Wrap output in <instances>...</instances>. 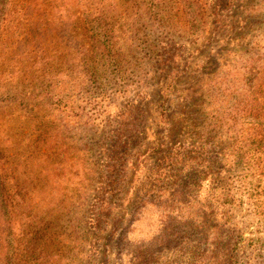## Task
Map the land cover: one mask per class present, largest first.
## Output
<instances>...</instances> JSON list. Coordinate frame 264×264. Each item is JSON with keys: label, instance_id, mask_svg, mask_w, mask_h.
<instances>
[{"label": "rangeland", "instance_id": "rangeland-1", "mask_svg": "<svg viewBox=\"0 0 264 264\" xmlns=\"http://www.w3.org/2000/svg\"><path fill=\"white\" fill-rule=\"evenodd\" d=\"M9 1L0 264H264V162L231 124L260 127L236 105L264 92V0Z\"/></svg>", "mask_w": 264, "mask_h": 264}, {"label": "trees", "instance_id": "trees-1", "mask_svg": "<svg viewBox=\"0 0 264 264\" xmlns=\"http://www.w3.org/2000/svg\"><path fill=\"white\" fill-rule=\"evenodd\" d=\"M9 2H10L9 0H0V22L8 10ZM185 2H187V1H185ZM181 5L182 6L184 5V0H182ZM186 10L188 11L189 8H187ZM198 12H199V10H198ZM260 58H262V60L264 61V53L262 54V56H260ZM260 82H261L260 87H264V72L262 73V75L260 77ZM171 83L173 84V81ZM171 83L168 84V89L171 88ZM253 89H254V87L248 88V91L246 92V96L245 95L243 96L242 101L236 105V108H239V110H240V107H241V110L246 114V117H251V118L256 117V119L259 120V123H256V124H258L260 127L258 128L256 125H252L253 128H247V126H245L244 123L242 125H241V123H231V124H233L234 128L237 130V137L234 138V144H239V145L241 144L242 145L241 147L234 146L235 149L245 148L247 146L248 147V153H251V154L253 153L252 157L258 159L259 161H257V162L260 163V162H264V92L259 90V89L257 91H253ZM260 119H261V121H260ZM179 125L180 124L178 123V126ZM120 127H121V130L118 131V134L120 137H122L123 131H124V125H121ZM260 128H261V133H257L256 131L259 130ZM121 148L123 151L118 149V151L116 153H114L112 160L114 161V163L118 162V164L116 166H114L113 168L109 169V172H111V173H115V171L118 172L120 167L123 165L122 161L128 159V157H127L128 155H125V152H124L125 150L123 149V146ZM123 168H124V170H126L125 166H123ZM138 191H139V189L136 188L135 193H137ZM146 204L147 203L145 200L141 201V206L139 207L137 213L135 214L134 219L131 221L130 225L128 226L127 233L122 235V241L119 242L120 252L122 250V247H124V246L126 247L128 243H131V241L129 240V235H130L131 231H133V228H132L133 224H135V222L139 220V218H138L140 216L139 213H141V211L146 206ZM109 206H110V203L107 201L106 202H104V201L100 202V205H99L100 213L99 214L96 213V217L93 216V217L89 218V222H90L89 224L91 226H93L98 231L102 230V232H103L104 227H102L101 223H102V220L104 218V214H102V213H107L110 210H112V208H110ZM154 208H156V207L154 206ZM95 210H97L96 207H95ZM95 210H94V212H95ZM94 212H93V214H94ZM167 219H168V217L162 216V217H160V220H159V226L160 227L163 226L165 232H168L169 230H171L169 228V227H171L170 224H169V227H167V225H166V222H168ZM169 221L171 222V219H169ZM197 227H199V224H198V226H196V228ZM200 234H202L204 236H201V239L195 245H193L190 249H182V248L180 249L182 252L189 253L188 258H192V260L197 259V257L199 256V253H201L203 245L208 247L210 245V242L212 244H215V245H217L219 243L218 241H215V243H214V238H212V236H211L210 229H208V231H206L204 233L199 232V235ZM167 236L171 237L173 235L168 234ZM186 243H187V237L182 239L181 243L179 244V248ZM138 259H139V257L136 258V261Z\"/></svg>", "mask_w": 264, "mask_h": 264}]
</instances>
